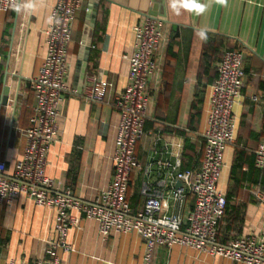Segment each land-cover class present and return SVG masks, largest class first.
Instances as JSON below:
<instances>
[{
    "label": "crops",
    "instance_id": "0c3cea01",
    "mask_svg": "<svg viewBox=\"0 0 264 264\" xmlns=\"http://www.w3.org/2000/svg\"><path fill=\"white\" fill-rule=\"evenodd\" d=\"M57 0H43L32 15L0 10V161L12 175L27 145L35 97L32 79L47 53L48 17ZM202 15L185 10L176 15L165 0H81L68 48L67 90L57 117L58 136L50 145L46 174L53 193L69 190L86 202H95L111 183L114 153L120 123L116 97L128 83V56L135 44L134 27L150 10L164 25V40L157 53L158 67L150 79L151 103L144 135L136 147L140 168L130 178L128 201L142 210L144 185L164 194L169 212H175L173 191L165 163L181 155V169L199 170L204 157L207 112L216 65L227 49L243 53L245 80L241 98L234 105L235 142L224 152V167L218 183L227 197L226 214L218 238L226 244L242 237L264 235V171L255 165V152L264 141V105L251 100L264 93V0H214ZM95 11L94 27L87 23ZM208 29L202 42L196 35ZM91 45L81 52L84 43ZM87 60L86 84L97 73L110 86L103 102H90L79 91L80 69ZM186 142V143H185ZM191 146L190 147H188ZM187 146V147H186ZM186 149V150H185ZM188 196L183 214L193 209ZM178 212V210L176 211ZM80 223L62 236L56 229L57 212L38 206L25 194L0 205V264H30L52 260L47 249L56 244L59 264H145L146 244L135 232H112L104 238L95 220L79 214ZM153 264H242L188 247H158Z\"/></svg>",
    "mask_w": 264,
    "mask_h": 264
},
{
    "label": "built area",
    "instance_id": "2783aa9c",
    "mask_svg": "<svg viewBox=\"0 0 264 264\" xmlns=\"http://www.w3.org/2000/svg\"><path fill=\"white\" fill-rule=\"evenodd\" d=\"M81 0H57L51 15L59 22L50 24L46 31L47 53L38 75L32 79L35 97L30 125L25 130L27 145L12 175L0 161V205L12 202L25 194L38 206L57 212L56 229L64 236L71 227L80 223L79 214L95 220L100 233L107 238L112 232L139 234L145 241V264H153L158 247H188L213 256L242 264H264V235L259 238L242 237L222 244L218 238L220 222L226 214L227 197L218 183L224 167L225 149L235 142L236 118L234 105L241 98L245 80L243 53L227 49L217 63V77L211 86L204 157L199 170L181 169V155L175 162L165 163L171 186L181 182L183 188L167 198L178 212H169L164 194L147 185L142 188L144 206L134 211L128 201L132 173L140 168L136 147L144 135L145 122L150 111V79L158 67L157 53L164 40V25L160 17L146 15L134 27L135 44L128 56V83L116 97L115 107L120 113L114 153V174L109 186L95 202L82 201L67 190L53 193L55 184L46 174L50 145L58 136L57 117L63 93L68 89V48L73 25ZM1 11H12L13 0H0ZM110 84L103 74L90 78L84 89V98L90 102L104 101ZM251 100L264 105V93L254 94ZM1 108V101H0ZM255 165L264 171V141L255 152ZM194 200L193 209L183 214L188 198ZM57 245L47 253L52 260H36L30 264H59ZM6 264H13L11 261Z\"/></svg>",
    "mask_w": 264,
    "mask_h": 264
},
{
    "label": "clouds",
    "instance_id": "9594fccd",
    "mask_svg": "<svg viewBox=\"0 0 264 264\" xmlns=\"http://www.w3.org/2000/svg\"><path fill=\"white\" fill-rule=\"evenodd\" d=\"M43 0H13V8L18 14L32 15L38 5ZM215 3L227 6L228 0H214ZM165 3L172 9L176 15H180L182 10L192 12L195 15H202L208 9V3H203L201 0H165ZM59 21L54 16L48 17V23H58ZM208 29L200 28L196 31L197 37L206 42L208 39Z\"/></svg>",
    "mask_w": 264,
    "mask_h": 264
},
{
    "label": "water",
    "instance_id": "95a60500",
    "mask_svg": "<svg viewBox=\"0 0 264 264\" xmlns=\"http://www.w3.org/2000/svg\"><path fill=\"white\" fill-rule=\"evenodd\" d=\"M89 19L87 21V23L89 24V26L91 28L94 27V22H95V16H96V13L94 10H92V7L90 8V11H89ZM149 15L151 16H165V13H159L157 14L154 10H150L148 12ZM86 44L88 45V47L91 45V39H88L87 43L85 42L84 43V46L81 50V52L84 51L85 47H86ZM86 76H87V60L85 59L83 64H82V67L80 69V78H79V91H82V89L84 88L85 86V83H86ZM7 101H8V90L7 88L4 90V94L2 96V102H1V105H6L7 104ZM178 186H181L182 183L181 182H178L177 183Z\"/></svg>",
    "mask_w": 264,
    "mask_h": 264
},
{
    "label": "trees",
    "instance_id": "16d2710c",
    "mask_svg": "<svg viewBox=\"0 0 264 264\" xmlns=\"http://www.w3.org/2000/svg\"><path fill=\"white\" fill-rule=\"evenodd\" d=\"M232 50H236V49H232ZM226 51V50H225ZM224 54V53H223ZM222 57H223V55H221V57H220V60L222 59ZM186 143V142H185ZM187 147V146H186ZM188 147H190L191 148V146H189L188 145ZM186 150V149H185ZM228 202V201H227Z\"/></svg>",
    "mask_w": 264,
    "mask_h": 264
}]
</instances>
